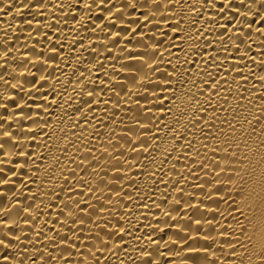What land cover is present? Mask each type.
<instances>
[{
	"label": "bare ground",
	"instance_id": "6f19581e",
	"mask_svg": "<svg viewBox=\"0 0 264 264\" xmlns=\"http://www.w3.org/2000/svg\"><path fill=\"white\" fill-rule=\"evenodd\" d=\"M262 253L259 0H0V264Z\"/></svg>",
	"mask_w": 264,
	"mask_h": 264
},
{
	"label": "snow or ice",
	"instance_id": "6c2138e0",
	"mask_svg": "<svg viewBox=\"0 0 264 264\" xmlns=\"http://www.w3.org/2000/svg\"><path fill=\"white\" fill-rule=\"evenodd\" d=\"M257 0H250V5H256ZM259 9L264 10V0H259ZM262 258H264V253H262Z\"/></svg>",
	"mask_w": 264,
	"mask_h": 264
}]
</instances>
